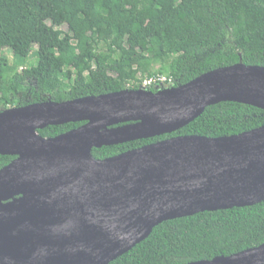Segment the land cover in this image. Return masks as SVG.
<instances>
[{
    "label": "water",
    "instance_id": "1",
    "mask_svg": "<svg viewBox=\"0 0 264 264\" xmlns=\"http://www.w3.org/2000/svg\"><path fill=\"white\" fill-rule=\"evenodd\" d=\"M157 90V89H156ZM221 102L264 111V67L235 64L185 85L0 112V264H109L162 222L264 200V126L174 137L96 160L92 149L171 134ZM84 125L54 138L38 130ZM190 264H264V243Z\"/></svg>",
    "mask_w": 264,
    "mask_h": 264
},
{
    "label": "trees",
    "instance_id": "2",
    "mask_svg": "<svg viewBox=\"0 0 264 264\" xmlns=\"http://www.w3.org/2000/svg\"><path fill=\"white\" fill-rule=\"evenodd\" d=\"M235 64L264 67V0H0V112L138 90L156 74L179 87ZM82 125L37 135L54 138ZM262 126L263 110L221 102L176 132L91 155L104 160L174 137H230ZM14 159L0 155V169ZM263 243L264 200L162 222L109 264H190Z\"/></svg>",
    "mask_w": 264,
    "mask_h": 264
},
{
    "label": "built area",
    "instance_id": "3",
    "mask_svg": "<svg viewBox=\"0 0 264 264\" xmlns=\"http://www.w3.org/2000/svg\"><path fill=\"white\" fill-rule=\"evenodd\" d=\"M173 85V81L170 77L162 74H156L150 77H144L140 84V89L149 90L154 87L155 89L170 88Z\"/></svg>",
    "mask_w": 264,
    "mask_h": 264
},
{
    "label": "rangeland",
    "instance_id": "4",
    "mask_svg": "<svg viewBox=\"0 0 264 264\" xmlns=\"http://www.w3.org/2000/svg\"><path fill=\"white\" fill-rule=\"evenodd\" d=\"M63 31H65L66 30V27H62L61 28ZM225 44H228L227 42L225 43ZM37 48V46L36 45H34L33 46V50H35ZM7 56H8V58H9V54H7ZM28 62L30 63V64H34L35 62H36V58H35V55L34 54H31L30 55V57L28 58ZM159 68V65H157L156 67H155V69H158ZM8 108H10V107H8ZM7 108V109H8Z\"/></svg>",
    "mask_w": 264,
    "mask_h": 264
}]
</instances>
